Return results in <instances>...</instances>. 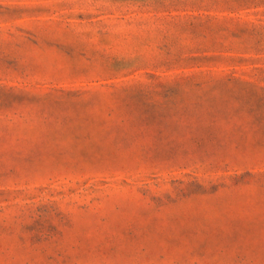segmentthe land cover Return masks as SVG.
<instances>
[{"label":"rangeland","instance_id":"rangeland-1","mask_svg":"<svg viewBox=\"0 0 264 264\" xmlns=\"http://www.w3.org/2000/svg\"><path fill=\"white\" fill-rule=\"evenodd\" d=\"M0 264H264V0H0Z\"/></svg>","mask_w":264,"mask_h":264}]
</instances>
